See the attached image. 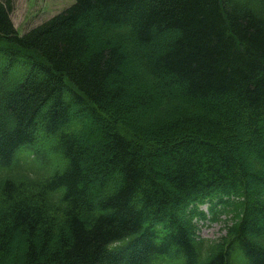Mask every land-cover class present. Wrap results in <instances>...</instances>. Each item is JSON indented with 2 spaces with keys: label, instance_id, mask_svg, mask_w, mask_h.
<instances>
[{
  "label": "trees",
  "instance_id": "trees-1",
  "mask_svg": "<svg viewBox=\"0 0 264 264\" xmlns=\"http://www.w3.org/2000/svg\"><path fill=\"white\" fill-rule=\"evenodd\" d=\"M11 12L0 264H264V0H75L24 35Z\"/></svg>",
  "mask_w": 264,
  "mask_h": 264
},
{
  "label": "rangeland",
  "instance_id": "rangeland-1",
  "mask_svg": "<svg viewBox=\"0 0 264 264\" xmlns=\"http://www.w3.org/2000/svg\"><path fill=\"white\" fill-rule=\"evenodd\" d=\"M12 9L11 20L20 35L43 24L53 16L74 4L75 0H0ZM207 213V220L199 222L198 237L209 243L219 244L228 236L229 229L236 226L243 214V204L238 202L218 220L211 221L209 205L200 208ZM220 209V208H219Z\"/></svg>",
  "mask_w": 264,
  "mask_h": 264
}]
</instances>
